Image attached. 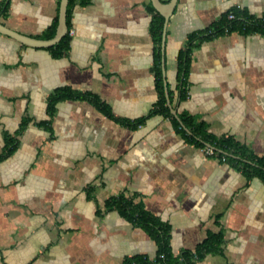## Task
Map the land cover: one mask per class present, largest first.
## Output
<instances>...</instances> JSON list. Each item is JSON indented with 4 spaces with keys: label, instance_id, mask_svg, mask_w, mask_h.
Instances as JSON below:
<instances>
[{
    "label": "crops",
    "instance_id": "crops-1",
    "mask_svg": "<svg viewBox=\"0 0 264 264\" xmlns=\"http://www.w3.org/2000/svg\"><path fill=\"white\" fill-rule=\"evenodd\" d=\"M60 1L0 0V21L41 38ZM151 6V0H76L70 49L62 57L0 33V155L15 141L12 154L0 160V264L154 257L158 246L147 231L106 209L119 195L171 224L174 255L220 233L219 250L196 264H264V181L206 156L169 117L149 115L159 98ZM232 8L261 18L264 0H178L166 27L164 77L178 113L262 156L263 33L233 32L195 46L189 94L178 97V57L189 35ZM64 87L94 94L122 119H146L130 127L88 99L60 101L50 117L49 98Z\"/></svg>",
    "mask_w": 264,
    "mask_h": 264
},
{
    "label": "trees",
    "instance_id": "trees-1",
    "mask_svg": "<svg viewBox=\"0 0 264 264\" xmlns=\"http://www.w3.org/2000/svg\"><path fill=\"white\" fill-rule=\"evenodd\" d=\"M79 1L82 5H86L89 2V0ZM75 2L76 0H70L68 5V33L57 45L47 48L52 51L55 57L66 55L70 49V16L72 6ZM150 9L154 12L151 29L156 44L154 68L155 82L159 98L149 115L163 114L164 116L169 117L176 131L183 136L186 142L192 143L202 149H205L210 145L211 148L215 150L214 154L210 156H217L221 160L230 162L241 170L248 179L257 176L264 181V155L259 156L255 154L246 145L242 144L231 135L221 137L213 135L209 132L208 123L206 121L200 120L187 112H180L178 115L185 127L189 129L190 132H188L182 126L181 122L171 113V109L167 103L165 77L163 72L162 39L165 18L159 14L153 6H151ZM231 13L235 15L234 19L229 18ZM57 25L58 16L52 26L41 35V38H52L56 33ZM233 32H240L243 34L260 32L264 34V15L263 17L258 18L248 13L245 9L232 8L227 11L218 22L210 25L203 31L189 35L187 46L180 51L178 57L177 89L180 102L184 101L189 94V70L193 48L201 44L203 41L211 40L217 36ZM169 96L173 103L175 100L174 90L169 89ZM79 99L90 100L93 105L104 114L130 127H136L146 119V117H142L135 121H129L117 117L112 112L111 107L94 94L77 91L70 87L59 88L50 96L47 108L49 116L52 117L54 115L58 102ZM14 142L13 139L8 141L7 153L0 155V160L7 155L12 154L15 148ZM105 206L107 210H118L127 220L142 227L158 246L157 253L154 257H150L146 254L134 255L127 257L124 264H196L208 253L219 250L222 241L221 234L210 233L195 249H186L181 251L179 255H174L171 246L172 226L169 222L164 221L150 211L145 210L142 203L135 202L133 198L124 195L109 198L106 201Z\"/></svg>",
    "mask_w": 264,
    "mask_h": 264
},
{
    "label": "water",
    "instance_id": "water-1",
    "mask_svg": "<svg viewBox=\"0 0 264 264\" xmlns=\"http://www.w3.org/2000/svg\"><path fill=\"white\" fill-rule=\"evenodd\" d=\"M69 1L70 0L60 1L58 25L56 28V33L52 38L44 39V38H36V37L28 36L14 29L9 28L5 24H3L1 21H0V33L7 35L26 46L35 47V48L53 47L57 45L69 31V26L67 23V11H68ZM151 1L156 11L165 18L163 39H162V49H163V54H164L165 53V42H166V27H167V24L169 22V19L172 13L174 12V9L178 3V0H170L169 2H166V3L162 2L161 0H151ZM163 71H164V76L166 77V68H165L164 58H163ZM165 85H166L167 103L171 109V113L181 122L182 126L188 132H190L189 129L186 128L185 125L182 123L178 115L177 109L173 107L171 103L166 81H165ZM209 147L211 146L209 145Z\"/></svg>",
    "mask_w": 264,
    "mask_h": 264
},
{
    "label": "built area",
    "instance_id": "built-area-1",
    "mask_svg": "<svg viewBox=\"0 0 264 264\" xmlns=\"http://www.w3.org/2000/svg\"><path fill=\"white\" fill-rule=\"evenodd\" d=\"M229 18L230 19H234L235 18V15L233 14V13H231L230 15H229ZM71 34L73 33V31H71L70 32ZM204 150V153H205V155L206 156H210V155H213L214 154V149L213 148H211V147H207V148H205V149H203Z\"/></svg>",
    "mask_w": 264,
    "mask_h": 264
}]
</instances>
